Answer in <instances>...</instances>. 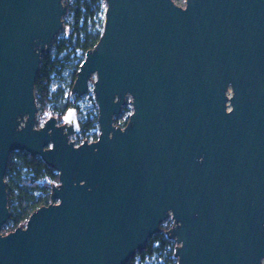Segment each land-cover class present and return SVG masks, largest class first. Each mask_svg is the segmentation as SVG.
<instances>
[{"label":"water","instance_id":"obj_1","mask_svg":"<svg viewBox=\"0 0 264 264\" xmlns=\"http://www.w3.org/2000/svg\"><path fill=\"white\" fill-rule=\"evenodd\" d=\"M102 2L71 87L86 94L95 74L98 137L74 145V106L35 127L40 56L67 4L0 0V264H125L169 216L176 264H263L264 0ZM13 151L58 183L2 234Z\"/></svg>","mask_w":264,"mask_h":264},{"label":"trees","instance_id":"obj_2","mask_svg":"<svg viewBox=\"0 0 264 264\" xmlns=\"http://www.w3.org/2000/svg\"><path fill=\"white\" fill-rule=\"evenodd\" d=\"M104 5L102 0H71L69 14L72 23V37L68 42H62L56 47L59 54L65 48L79 59L74 78L68 90L67 99L52 108V115L61 123L62 116L72 106L71 87L79 69V65L86 53L97 43L103 28ZM64 64L62 59H50L48 55H41L34 88L38 94L40 111L48 112L49 84L51 75ZM56 96V95H55ZM57 99V96L55 97ZM78 113V109H77ZM97 127V115L83 122H79V129L90 130ZM7 207L9 210V226L2 228V234L8 233L17 227L23 226L29 215L41 206L50 203L51 188L58 183V173L40 157L32 156L26 151H13L9 155L6 167ZM175 244L173 239L166 236L165 231H158L150 236L142 249L135 252L125 264H134L135 256L143 262L146 258L159 256L162 260L157 264H176L174 257Z\"/></svg>","mask_w":264,"mask_h":264},{"label":"rangeland","instance_id":"obj_3","mask_svg":"<svg viewBox=\"0 0 264 264\" xmlns=\"http://www.w3.org/2000/svg\"><path fill=\"white\" fill-rule=\"evenodd\" d=\"M64 2L67 4V11L65 15L62 16V28L58 31V33L55 35L53 42L51 43L49 49L47 52H43L41 55H48L50 59H62L64 60V64L58 67V71L54 72L51 75V82L49 84V98L51 100L50 104L48 105V112L42 113L40 111V103L38 101V94L35 91V97H36V103H37V112L35 115V127H37L41 121L40 117L43 116L44 119L47 118L49 115H52V107L58 103H63L67 99L68 95V90L70 88V85L73 81V74L76 70L77 63L79 61L78 58L73 56L69 52V48H65L63 51H61L59 54L56 53V47L58 44H62V42H68L71 40L73 29H72V23L70 19V14H69V4L71 3V0H64ZM174 2L182 3L185 4V0H174ZM104 5V4H103ZM102 18H104V13L101 15ZM95 80V74L92 75L90 81H89V90L87 91L86 94L77 96L75 94H72L71 96V102L72 106L74 108L78 109L77 117L79 119V122H83L86 119L97 115V107L93 99V92H92V82ZM227 94H231V89L228 88ZM57 96V99L55 97ZM132 112V106L130 104V98L127 97L125 100L124 105L122 106L119 114L113 118V123L125 126L128 117ZM73 144L77 145L82 143L83 141H89L92 139H95L98 137V127L90 129V130H85L82 129L73 135ZM71 138V137H70ZM9 159V158H8ZM6 173V172H5ZM4 180L6 181V175L4 176ZM173 225V221L171 216L167 217L165 220L162 221L160 224V229L159 231H167L170 226ZM9 226V222L6 221L4 224V227ZM3 231V230H2ZM175 246L176 243L173 240ZM162 260L161 257L158 255L146 258L145 261L141 262L138 260V257L135 256L134 258V264H157ZM264 264V263H263Z\"/></svg>","mask_w":264,"mask_h":264},{"label":"built area","instance_id":"obj_4","mask_svg":"<svg viewBox=\"0 0 264 264\" xmlns=\"http://www.w3.org/2000/svg\"><path fill=\"white\" fill-rule=\"evenodd\" d=\"M88 90H89V88H88ZM43 120H44V117L41 116V117H40V121L42 122ZM70 137L72 138V137H74V136H70ZM70 137H69V138H70ZM263 263H264V262H263Z\"/></svg>","mask_w":264,"mask_h":264}]
</instances>
